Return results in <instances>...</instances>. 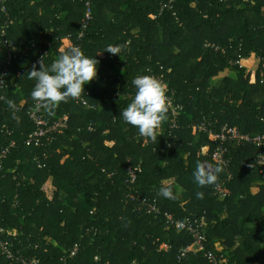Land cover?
<instances>
[{
	"label": "trees",
	"instance_id": "trees-1",
	"mask_svg": "<svg viewBox=\"0 0 264 264\" xmlns=\"http://www.w3.org/2000/svg\"><path fill=\"white\" fill-rule=\"evenodd\" d=\"M88 2L93 21L79 39ZM6 42L16 48L11 64ZM0 46V151L10 149L0 168V241L14 256L0 248V264H210L205 253L179 259L193 238L166 214L205 217L206 250L223 264H264V147H229L215 185L193 177L198 163L215 169L210 131L264 134V0H0ZM71 46L96 58L97 76L81 98L42 108L47 122L67 116L68 127L28 145L37 107L27 73ZM252 59H260L255 83L237 64ZM224 73L236 78L214 85ZM141 75L163 81L179 106L174 114L168 105L154 141L120 116ZM129 167L142 168L134 184ZM162 185L176 198L159 196Z\"/></svg>",
	"mask_w": 264,
	"mask_h": 264
},
{
	"label": "clouds",
	"instance_id": "clouds-1",
	"mask_svg": "<svg viewBox=\"0 0 264 264\" xmlns=\"http://www.w3.org/2000/svg\"><path fill=\"white\" fill-rule=\"evenodd\" d=\"M105 51L120 56L121 46L110 45ZM97 62L96 58L86 56L80 47L71 46L64 50L49 68H45L43 59L39 62V70L33 65L32 70L27 73V78L35 81L31 98L36 102V107L52 112L69 98H81L84 95V86L97 76ZM132 85L135 95L120 116L126 124L137 128L141 137L154 141L155 131L165 119L170 103L164 85L150 75L135 77ZM6 103L10 109L15 107L12 100ZM221 171L219 166L208 170L203 163H198L193 172L194 181L199 187L215 185ZM158 195L165 199L176 198L172 189L163 185ZM203 195L202 192L197 193L198 198L202 199Z\"/></svg>",
	"mask_w": 264,
	"mask_h": 264
},
{
	"label": "built area",
	"instance_id": "built-area-1",
	"mask_svg": "<svg viewBox=\"0 0 264 264\" xmlns=\"http://www.w3.org/2000/svg\"><path fill=\"white\" fill-rule=\"evenodd\" d=\"M165 8L162 9V11ZM5 11V9H3ZM93 21V7L91 3H86V12L85 16L80 24V33H79V39L84 38L86 32L88 31L91 23ZM35 44H32V47H34ZM6 49H7V60L8 63L11 64L13 59V50H16L15 46L11 43H5ZM210 46V45H209ZM1 50V46H0ZM19 54H26L27 51L25 50H19ZM260 61V59H259ZM258 61V62H259ZM238 65H240L241 68H245L244 64L242 62H238ZM33 67V65H32ZM27 71V68H23L20 72V74H23ZM256 78V75H255ZM161 83L164 85V89H167V86L163 81ZM252 83H255L252 81ZM169 107L172 109L173 113L176 114L179 110V106L175 105V102L172 99H169ZM84 106L88 107L87 103L83 100ZM42 111V108L34 110L32 113H30V119L35 124L36 129L34 133H32L28 140V145H40L43 138H46L48 136H53L56 134H61L67 127H68V117L65 116L64 118H61L55 122L49 123L45 120V116L41 115L40 112ZM176 127V123L174 124ZM202 130L206 131L205 127H201ZM210 135L213 138V141L215 142V150L213 153V162L214 166L217 167H224L228 168L230 166V159L229 156V147L232 146H241V145H253L257 148L262 149L264 147V134L261 135H251V134H244L240 131H237L230 127H223L220 131H210ZM10 149H3L0 151V168L3 165V162L6 160ZM259 165L264 167V155L261 153L259 156ZM208 168L211 169V166H208ZM142 173L141 167H129L127 169V175L129 177L130 184H134L139 175ZM229 174V173H228ZM229 177L231 175L229 174ZM221 186L218 187L220 190ZM225 194H222V197H225ZM153 211L159 212L156 208H152ZM167 222L170 226H173L176 228L178 232H186L190 234L193 238V244L186 247L182 253L179 259L185 258L189 254H199V253H205V256L209 260L210 264H223L224 259L216 256L212 252H208L206 250V238L202 233V230L206 224V218L201 217L196 220H175L174 217L170 214H166ZM166 247V246H165ZM0 248L2 252L9 258L13 259V252L10 249V245L7 242L0 241ZM76 248L72 254V256L76 255L77 252ZM23 264H39L38 261L35 260H22ZM65 261V260H63Z\"/></svg>",
	"mask_w": 264,
	"mask_h": 264
},
{
	"label": "rangeland",
	"instance_id": "rangeland-1",
	"mask_svg": "<svg viewBox=\"0 0 264 264\" xmlns=\"http://www.w3.org/2000/svg\"><path fill=\"white\" fill-rule=\"evenodd\" d=\"M244 65H246L247 68L249 69V71L252 72L251 82H252V81H253V82H256L255 75H256V71H257V69H258L259 62H258L256 59H252V60H250L249 62H246ZM228 74H229V73H226V74L224 73V74H222V75L219 77L220 81H221V79H222L224 76H226V75H228ZM220 81H215V82H214V85L220 83ZM180 192H181V191H180V189H179V193H180Z\"/></svg>",
	"mask_w": 264,
	"mask_h": 264
},
{
	"label": "crops",
	"instance_id": "crops-1",
	"mask_svg": "<svg viewBox=\"0 0 264 264\" xmlns=\"http://www.w3.org/2000/svg\"><path fill=\"white\" fill-rule=\"evenodd\" d=\"M136 33L138 32V30L135 31ZM122 61H124V58L121 59ZM121 73V70L117 67L115 68V70L113 71L114 75H119ZM230 77L232 78H236V75L234 73H229L228 74ZM216 81H220V79L216 80Z\"/></svg>",
	"mask_w": 264,
	"mask_h": 264
}]
</instances>
